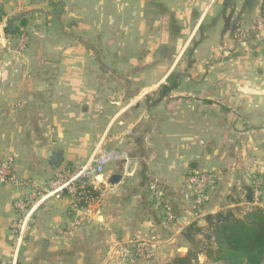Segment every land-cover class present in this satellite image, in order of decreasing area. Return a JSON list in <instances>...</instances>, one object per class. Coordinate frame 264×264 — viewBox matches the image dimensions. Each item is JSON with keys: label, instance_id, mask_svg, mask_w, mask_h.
<instances>
[{"label": "crops", "instance_id": "crops-1", "mask_svg": "<svg viewBox=\"0 0 264 264\" xmlns=\"http://www.w3.org/2000/svg\"><path fill=\"white\" fill-rule=\"evenodd\" d=\"M39 1L0 0V13L14 17L24 3L23 12L60 15L79 43L104 50L124 80L146 82L147 92L171 78L178 84L146 104L154 112L149 131L111 132L118 112L86 155L47 150L49 169L19 171L42 183L68 167L63 163L77 167L114 151L89 205L74 208L64 193L46 196L17 234L12 201L31 188L0 185V264H126L117 248L136 241L153 251L136 264H168L186 253L182 232L193 223L204 227L205 214L264 208V0H51L48 10ZM195 170L215 176L200 214L183 186ZM114 173L120 181L108 184ZM163 198L172 203V222Z\"/></svg>", "mask_w": 264, "mask_h": 264}, {"label": "rangeland", "instance_id": "rangeland-1", "mask_svg": "<svg viewBox=\"0 0 264 264\" xmlns=\"http://www.w3.org/2000/svg\"><path fill=\"white\" fill-rule=\"evenodd\" d=\"M50 1L40 0V8L51 9ZM21 7L14 17L3 18L0 13V25L5 24L0 33V156L13 158L19 180L17 185L5 186L31 188L29 194L17 197L27 198L23 212L27 215L49 189V180L35 184L29 178H19V171L45 172L51 166L47 150H62L70 158L81 151L86 155L118 112L111 132L115 128L126 134L149 131L154 112L146 104L157 103L162 93L178 82L171 78L156 90L144 91L146 82L126 81L116 75L115 66L106 63L104 50L79 43L75 30L62 25L60 15L51 17L38 9L23 12L24 3ZM85 161L81 159L77 167L63 164L80 168L90 162ZM193 224L189 228L200 230L192 231L194 243L189 242L188 247L194 263L222 264L206 255V250L214 247L207 237V223L204 227Z\"/></svg>", "mask_w": 264, "mask_h": 264}, {"label": "built area", "instance_id": "built-area-1", "mask_svg": "<svg viewBox=\"0 0 264 264\" xmlns=\"http://www.w3.org/2000/svg\"><path fill=\"white\" fill-rule=\"evenodd\" d=\"M2 28L5 24H1ZM115 158L114 151H106L99 153L92 158L90 162L80 168L63 167L57 170L52 178L49 179V189L43 197L38 200H43L46 196L65 194L69 197L72 207L78 208L87 206L96 198L91 195L90 187L95 189V184L98 182V176L104 173V167ZM215 176L210 172L205 171H190L186 174L183 181L184 188L195 196L196 211L195 214L202 212L201 206L208 200V189L213 185ZM261 183L259 178H256L254 185L257 188ZM0 184L17 185L19 180L16 176L13 166V158L11 156H0ZM27 198H16L14 208L18 216L11 222V229L18 233L23 232L26 225V210ZM162 209L166 221L172 222L175 220V213L172 203L166 199H162ZM21 213V215H19ZM20 231V232H19ZM17 233V234H18ZM117 253L126 264H136L140 260H147L152 256V248L146 241H136L131 246H119Z\"/></svg>", "mask_w": 264, "mask_h": 264}, {"label": "trees", "instance_id": "trees-1", "mask_svg": "<svg viewBox=\"0 0 264 264\" xmlns=\"http://www.w3.org/2000/svg\"><path fill=\"white\" fill-rule=\"evenodd\" d=\"M90 190L96 198L98 191L91 187ZM204 219L209 231L207 237L214 244V247L206 250L207 256H214V261H221L222 264H264V208L254 206L242 216H236L230 209L221 210L205 214ZM191 227L183 232L185 238L194 243L192 231L200 230ZM168 264L195 263L188 249L184 255L175 257Z\"/></svg>", "mask_w": 264, "mask_h": 264}, {"label": "water", "instance_id": "water-1", "mask_svg": "<svg viewBox=\"0 0 264 264\" xmlns=\"http://www.w3.org/2000/svg\"><path fill=\"white\" fill-rule=\"evenodd\" d=\"M48 156H52V153L49 152ZM53 156H54V159L56 158L57 162L61 160V152H57ZM52 161H53V159H52ZM192 167H194V166H192ZM100 177L101 176H98L97 178L99 179ZM121 177H122L121 174H118V173L111 174L109 176V178L107 179V183L114 185L120 181ZM178 223H180V224L182 223V218L178 219Z\"/></svg>", "mask_w": 264, "mask_h": 264}]
</instances>
